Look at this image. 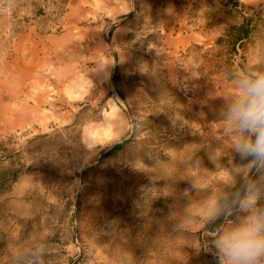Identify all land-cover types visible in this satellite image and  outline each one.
I'll return each mask as SVG.
<instances>
[{
  "label": "rangeland",
  "instance_id": "374dc122",
  "mask_svg": "<svg viewBox=\"0 0 264 264\" xmlns=\"http://www.w3.org/2000/svg\"><path fill=\"white\" fill-rule=\"evenodd\" d=\"M261 77L264 0H0V264H226Z\"/></svg>",
  "mask_w": 264,
  "mask_h": 264
},
{
  "label": "clouds",
  "instance_id": "9594fccd",
  "mask_svg": "<svg viewBox=\"0 0 264 264\" xmlns=\"http://www.w3.org/2000/svg\"><path fill=\"white\" fill-rule=\"evenodd\" d=\"M241 87L243 95L230 109L229 116L241 128L253 132L255 140L242 144L239 150L245 155L264 158V77L245 81ZM254 203L249 197L245 206ZM216 247L226 264H258V258L264 257V214L249 216L225 231Z\"/></svg>",
  "mask_w": 264,
  "mask_h": 264
},
{
  "label": "trees",
  "instance_id": "16d2710c",
  "mask_svg": "<svg viewBox=\"0 0 264 264\" xmlns=\"http://www.w3.org/2000/svg\"><path fill=\"white\" fill-rule=\"evenodd\" d=\"M230 37L227 40V47L232 50L233 52L237 53V46L242 42L243 39L247 38L251 32V29L249 26H246L244 24H239V25H233L230 27ZM223 41V38L219 37L217 39V43H221ZM255 140V135L250 136V142H254ZM123 145V142L116 143L114 146H112L106 153L109 154L112 151H115L117 149H120ZM253 160L252 164V172L248 176V178L244 181L240 194L245 195V193L248 191V188L251 183V179L253 177H257V169L259 167V160L256 158H251Z\"/></svg>",
  "mask_w": 264,
  "mask_h": 264
}]
</instances>
